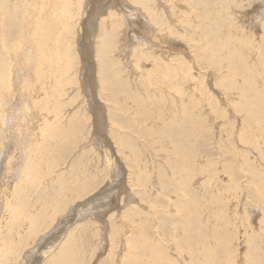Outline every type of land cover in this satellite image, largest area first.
Listing matches in <instances>:
<instances>
[{"label":"bare ground","instance_id":"1","mask_svg":"<svg viewBox=\"0 0 264 264\" xmlns=\"http://www.w3.org/2000/svg\"><path fill=\"white\" fill-rule=\"evenodd\" d=\"M98 1L89 0V11ZM107 2L117 8L116 0ZM127 2L140 6L144 17L126 4L123 10L118 7L115 14H108L106 21L101 19L94 68L98 67L99 90H107L108 103L125 115L116 119L109 113V136L116 157L126 168L128 187L140 197L147 212L141 217L140 211L130 207L129 213L107 215L115 227L107 238L110 249L117 253L111 252L105 264H264V168L247 156L252 154L249 147L260 157L264 154V21L260 29L252 25L248 30L236 22L234 15L250 0ZM81 3L0 0V248L6 242L8 264H18V254L41 229L53 227L62 214L68 217V208L106 179H101L104 176L97 168L87 167L84 154L71 161V175L58 171L63 155L84 139L82 132L92 119L85 114L80 119L77 114V119L62 125L60 113L70 105V97L63 99L69 104L60 99L66 95L64 87L70 82L66 79L75 64L70 50L76 19L77 59L88 65L84 67L90 80L88 97L92 100L95 93L90 54L84 43L86 20L79 14ZM254 6L245 13L248 22ZM129 20L138 23L149 39L130 56L132 78L121 79L118 72L110 71L113 62L109 55L117 50L116 38L123 27L122 33H128ZM16 65L23 80L18 93L14 89ZM204 78L210 80L209 85ZM17 100L21 108L12 121L8 109ZM221 104L223 108L217 106ZM94 109H98L96 102ZM92 114L90 125L98 133L102 123L97 111ZM217 119L222 127L215 130ZM235 119L241 123L237 131ZM122 126L130 131H122ZM213 132L217 136L212 147L222 157L220 161L217 157V162L210 150L199 149V139L203 141L205 136L203 142L210 143ZM90 138L96 143L97 137ZM11 139L13 155L7 158L3 150ZM90 150L95 165H104L102 174L110 172L112 182L121 165L118 167L110 151L102 156L98 148ZM220 173L226 179L219 178ZM98 179L101 181L96 184ZM214 184L216 191L211 189ZM243 189L244 203L228 204L236 201ZM256 209L260 215L254 225ZM115 215L122 217L113 218ZM75 229L69 230L46 264H82L86 257L92 259L95 243L91 252L85 251V258H78L81 253L76 244L84 230Z\"/></svg>","mask_w":264,"mask_h":264},{"label":"rangeland","instance_id":"2","mask_svg":"<svg viewBox=\"0 0 264 264\" xmlns=\"http://www.w3.org/2000/svg\"><path fill=\"white\" fill-rule=\"evenodd\" d=\"M128 1V0H127ZM126 0H121V3H125V4H128L131 6V3L130 2H127ZM259 3V0H250V6L248 4H246V2H244L242 4V6L244 8H241L240 10H235L239 13V14H235L234 15V18L236 20V22H238V24L240 25H243L244 28H247L246 30H248L249 26H255V27H259L258 29H260V25H261V22L260 20L256 19L255 22H254V18L252 17L251 18V22L247 21V16L245 15V13L247 11H249L251 9L252 6L256 5ZM85 3V5H84ZM256 3V4H255ZM246 4V6H245ZM89 0H82V3H81V10L79 11V14L80 16H84L83 19L86 20L85 22V25H86V30H87V37L85 38V41L84 43L86 44L87 46V49L89 51V54H90V59H89V62L90 64L92 65V74H91V84L93 85V88H94V95L92 97V100L88 97V94H91V88L89 87V84L90 83V80H87V76L86 75V72L84 71L85 68L87 69L88 65H84V63H82L79 59H77V54H78V49H79V41L76 42V39H77V36H78V22L79 20L76 19L77 21H75L74 23V31H73V37L71 39V44L73 45L71 50H70V53H71V57L73 60H75V64L72 66L71 68V72L69 73V75L67 76V79L66 81H70L69 84H66L68 87H64V91L66 92V95L68 94V97L66 95H62L61 97V101L64 102V103H68V101H66L67 99L69 100L70 98V105H67L63 108H61L60 110V113L62 112V125L64 124H67L69 122L70 119H73L74 117L77 119V114H78V117H82V116H85L86 118H92L90 123L92 122L93 120V111H97L98 115H99V122L101 124V130L98 129V133L94 131V128L92 125H90L89 122H87L86 124V127L85 129L83 130L82 134L84 136V139L81 140V142L78 143L77 147L75 148H72V150L69 152V154H66V155H63L65 157L64 160H63V163L61 164L60 168H58V171L60 172H63V173H68L69 175L70 174V166L72 165L71 164V161L72 163L76 161V159L78 157H80V155L84 154L83 157H88L86 158V162L88 161V164H87V167L89 168L90 166H92L93 170L95 171V169L97 168V171L100 172V176H104L101 177V179H105L106 177V181L104 180V182H102L100 184V186L98 188H96L95 190H93L92 192L88 193L86 197H84L83 199L79 200V201H76V203L72 204L71 208H68L67 212L69 213V216L68 217H65L64 214H62L61 216H59V218H61L60 221H58L57 223V220L59 218H57L55 221H54V224H52L53 227H49L44 229V230H40L38 232V234H36V236L33 238L34 241H32L29 245L25 246L21 252L18 254V258H17V262L18 264H26V257H28V259H31V257L29 256V253L33 252V250L35 249V247L37 246L38 242H42L43 240L45 239H49V238H52L54 237L53 239L50 240V243L48 244L47 248L41 253V255L44 257L45 255V261L48 260L51 256H53L54 253H56V251L58 250V248L60 247V245L64 242V238H66L67 236V233L69 232V230L71 228H77L75 229L76 232H79L78 230H84L83 232V235L80 234V238L78 239L79 241L77 242V246H76V249L77 250H80V257L78 258H85L87 256V254H85L86 252L85 251H90L93 250V248L95 246H97L96 248V252H94L92 254V259H88L86 257V259L81 260L83 261L82 264H105L104 261H106L108 259V256H110V253H117L115 251H112L110 248V245H109V238H107L108 235H110V232L114 230V226L109 223V219L107 215H110L111 213L113 212H120L119 215H122V213H129L132 209L133 211H140V215L141 217L143 216L144 217V214L145 212H147L146 210V205L141 201L140 197L138 195H135V193L133 194L132 192H134L132 189H130L131 187H128V177H127V171H126V168L124 166V163L122 161H119V165L116 169V172L115 174H113L112 176V182H109V174L110 172H107V173H103L102 174V170L104 171V165H95V162L93 161V151H91L90 149L93 148L97 150V144L95 142H92L91 141V138L90 136L93 135L95 137H97L98 135L100 134H103L104 137L106 138L107 142L111 145V148L108 149V148H105L104 151H107L109 152L110 151V156L113 158V153H115V159L118 160V158L116 157V147L114 145V142H112V138H110L111 134H110V129H111V125L109 123V113H113L111 115H113L115 118L116 117H119V119H124V114L118 110V108L116 106H112L110 103H108L107 101V95L109 94L107 90H99L100 88L97 86L99 85V82H98V76L97 75V68L95 69L94 67H96L97 63H96V55H95V52H96V47H97V41L100 40L99 38V32H100V29L102 28L101 25H98V24H101L100 21L104 20L106 21L107 18H109V15L108 14H115V12L117 11V9H119L118 7L116 8L114 5L110 4V2L108 3L107 0H100L97 2V4H95V6L92 8L91 11H89ZM111 6V7H110ZM131 6L133 7L134 9H137L136 11H139L137 14L140 15V17L143 19L144 15H142L143 13L140 12V9L141 7L140 6ZM116 9V11L114 10ZM103 10V11H102ZM88 11L90 12L89 14ZM107 11V13H106ZM110 11V12H109ZM243 15V19H242V16ZM87 16V17H86ZM89 16V17H88ZM239 16V17H238ZM104 17V18H103ZM250 17V16H249ZM238 18V19H237ZM100 19V20H99ZM102 19V20H101ZM133 19V18H131ZM103 21V22H104ZM247 21V22H245ZM260 21V22H259ZM88 22V23H87ZM100 22V23H99ZM259 22V24H258ZM251 25H249V24ZM91 25V26H90ZM101 26V27H100ZM77 27V28H76ZM126 27H123V29H125ZM99 29V30H98ZM122 29V30H123ZM122 30H121V33L120 35L117 36L116 40L119 44H117V50L113 51L112 53H110L109 55V59L113 62L111 68H110V71L114 72H118V75H119V78L122 77L121 79H127V78H132L130 76L131 74V70L132 68L130 67V56H133L136 52V50L140 49V45L137 44L135 47H130L129 44H128V40H127V34L124 35V33H122ZM77 31V32H76ZM221 32H224L223 35H228L227 34V30L226 29H221ZM80 33H82V31H80ZM226 33V34H225ZM259 33V32H258ZM257 33V34H258ZM248 34H250L248 32ZM98 37H97V36ZM76 37V38H75ZM12 37H9V39H12ZM184 44V43H183ZM94 45V46H93ZM96 46V47H95ZM126 46V47H125ZM94 50V51H93ZM120 51V53H119ZM94 53V54H93ZM122 53H124V55H122ZM118 54H120L118 56ZM95 55V56H94ZM113 58V59H112ZM77 59V60H76ZM116 59V60H115ZM126 59V60H125ZM118 60V61H117ZM128 60V61H127ZM95 61V62H94ZM117 61V62H116ZM118 63V64H117ZM95 66H94V65ZM87 66V67H85ZM76 67V68H75ZM85 67V68H84ZM15 68V69H14ZM18 66H14L13 67V72L14 74L16 75L14 77V89L16 90V92L18 93L19 89H20V84L23 83V80L22 78H20V73H21V70L19 69L18 70ZM80 68V69H79ZM94 68V69H93ZM94 71H96V73H94ZM202 71V70H201ZM204 71H207V70H204ZM211 70L208 69L207 72H210ZM20 72V73H19ZM203 72V71H202ZM264 71H262L263 73ZM193 75L196 74L195 72V69L194 71H192ZM211 73V72H210ZM28 73L26 71H23V75L26 79H28ZM85 74V75H84ZM94 74V75H93ZM17 75H19L17 77ZM83 75V76H82ZM264 76V73L262 74ZM20 81H18L17 79ZM72 77V78H71ZM93 77V78H92ZM127 77V78H126ZM71 78V79H70ZM76 78V79H75ZM80 80H78V79ZM96 78V79H95ZM92 79H93V82H92ZM206 79V78H204ZM212 79L214 80V77H212ZM97 80V81H96ZM209 80V79H208ZM211 80V85L213 86V83L214 81ZM65 81V82H66ZM78 81V82H77ZM132 81V80H131ZM130 81V82H131ZM210 81V80H209ZM207 79L204 81V83H207L208 82ZM16 82V83H15ZM97 82V83H96ZM20 83V84H19ZM68 83V82H67ZM17 84V85H15ZM79 84V85H78ZM130 84V83H129ZM132 84V82H131ZM17 86V87H16ZM71 86V87H69ZM77 87H79L77 89ZM17 88V89H16ZM97 88V89H96ZM207 89H208V86H207ZM69 91V93H68ZM100 91L102 93H100ZM78 92V93H77ZM208 92V90H207ZM209 92H211L212 94L216 93L215 91L212 92L210 91L209 89ZM65 94V93H64ZM98 95V96H97ZM66 96V97H65ZM75 96V97H74ZM104 96V97H102ZM70 97V98H69ZM91 97V96H90ZM99 97V98H98ZM101 97V98H100ZM89 98V99H88ZM106 98V99H105ZM63 99H66V100H63ZM75 99V100H74ZM103 99V100H102ZM82 101V102H81ZM104 101V102H103ZM95 102L97 103L98 105V109H94L95 108ZM220 103H222L220 101ZM21 103L19 102V100L17 101H14L11 103V105L8 107V113L10 114L9 116L12 118L11 120L14 121L15 120V115L17 114V112L20 110L21 108ZM20 106V108H19ZM81 106V107H80ZM91 106V107H90ZM219 108H223V104L221 105H217ZM13 107V108H12ZM73 107V108H72ZM63 109V110H62ZM69 109V110H68ZM88 109V110H87ZM229 109V108H228ZM15 110V111H14ZM74 110H76L74 112ZM109 110V111H108ZM69 112V113H68ZM83 112V113H82ZM121 114H120V113ZM230 113V109L228 111ZM120 116H119V114ZM229 116H232V114H229ZM12 114V115H11ZM81 114V115H80ZM85 114V115H84ZM115 114V115H114ZM118 114V115H116ZM88 115V116H87ZM213 116V115H212ZM65 118V119H64ZM64 119V121H63ZM81 119V118H80ZM118 119V118H116ZM214 120V119H213ZM219 119L215 120L216 122L214 123V128L215 130L218 129V127L220 126L221 122L218 121ZM67 121V122H66ZM218 121V122H217ZM237 122V124H236ZM82 123V122H81ZM84 123V122H83ZM90 125V126H89ZM240 121H238V119H235V129L236 131L240 128ZM124 126V125H123ZM122 126V131L125 132L126 131H130L129 129H127L126 127L123 128ZM218 126V127H217ZM65 127V126H64ZM222 127V126H220ZM238 128V129H237ZM91 129V130H90ZM214 130V131H215ZM235 132V131H234ZM88 133H90V135H88ZM97 133V134H96ZM217 134V133H216ZM110 135V136H109ZM217 135L214 134V132L212 133V139L215 138ZM137 137V136H136ZM210 141V143H204L203 141L206 140V137L204 136L203 138V141H202V137L199 139V149L200 150H210L211 151V154H215L214 156V161H216L217 157H218V161H220V159L222 157H220V152L218 153L215 148L213 149L212 145H213V142H214V139L213 141ZM80 140V139H79ZM90 140V141H89ZM12 141H14V139H11V142H9L8 140L6 141L7 143V147H6V150H3V156L9 158L13 153H12V150L14 149L13 148V143ZM85 141V142H84ZM216 141V140H215ZM84 142V143H83ZM11 143V146L9 145ZM210 145V146H209ZM236 145L237 147L240 145L238 142H236ZM82 148H81V147ZM87 146V147H86ZM79 147V148H78ZM10 148V149H9ZM239 148V147H238ZM80 149V150H79ZM249 153L251 152L252 154H249L247 156H249L250 158V162L254 163L255 165H257L259 168H264V154L262 157L258 156L256 152H254V150H252L250 147H249ZM78 151V152H76ZM98 151V150H97ZM8 152V153H7ZM72 152V153H71ZM75 152V153H74ZM100 152V151H99ZM112 152V153H111ZM77 153V154H76ZM88 153V155H86ZM76 154V155H75ZM67 157V159H66ZM90 157V158H89ZM93 157V158H92ZM92 158V159H91ZM103 158V157H102ZM255 158V159H254ZM72 159V160H71ZM88 159H91V160H88ZM114 159V160H115ZM239 159V158H238ZM237 159V160H238ZM259 159V160H257ZM103 160V159H101ZM67 161V162H66ZM255 161V162H254ZM121 162V163H120ZM261 162V163H260ZM103 163H104V160H103ZM259 163V164H257ZM64 164V165H63ZM86 164V163H85ZM63 165V166H62ZM215 166H218V165H215ZM262 166V167H260ZM62 168V169H61ZM65 168V169H64ZM66 170V171H65ZM261 171V169H258ZM96 171V172H97ZM118 171V172H117ZM97 172V173H98ZM106 174V175H105ZM219 178L221 179H226V176L224 174H219ZM119 177V178H118ZM116 178V179H115ZM100 179V181H101ZM197 179H200V177H197L196 180H195V183H197ZM245 178H242L241 182L243 183V187L247 186V183L244 181ZM118 180V181H117ZM98 182L96 184H98L100 181L99 179L97 180ZM244 181V182H243ZM216 181H214L215 183ZM45 183V182H44ZM219 185V182L217 181V183ZM49 185V184H48ZM111 185L114 186V188L112 187L113 189V192H112V195L113 197H116L117 194L119 192H122L123 188L124 187H127V189L129 190V192L131 193V196H124V195H119L118 197V201L116 199H112L111 201H105V204L103 206H100L99 205V202H97V207H93V206H89V210L88 212H84L83 210L77 208L76 206L79 205V203H84L85 201H88L90 200L96 192H98L101 188H104L105 186H108L111 188ZM197 184H195V187H196ZM216 185L214 184L212 186L211 189L215 188ZM217 189V188H216ZM216 189H213L216 191ZM46 192H44L43 194H46ZM244 193V189L242 190V194H238V198L237 200L235 201L234 199H232V201L228 202V204H233V203H239V205H241V203L243 202L244 203V196L243 195ZM136 197V198H135ZM135 199V200H134ZM140 200V201H139ZM243 200V201H242ZM215 202V200H214ZM132 204V205H131ZM135 204V205H134ZM143 204V205H142ZM76 205V206H75ZM134 205V206H133ZM217 205V204H215ZM214 205V206H215ZM233 206V205H231ZM130 207H131V210H130ZM134 207V208H133ZM126 208V209H125ZM138 208V209H137ZM71 209V210H70ZM75 209V211L73 212L72 210ZM70 210V211H69ZM125 210V211H124ZM236 212H241L240 208L239 209H235ZM257 210V209H256ZM80 211V212H79ZM137 212V213H138ZM143 212V213H142ZM142 213V214H141ZM135 215V214H134ZM257 217H256V216ZM260 215V211L257 210V212L253 215V219H254V225H256V223L258 222L257 219H259V216ZM118 215H115L113 218H117L119 219V217H122V216H119L117 217ZM97 217V218H96ZM89 218V219H88ZM84 221L86 222L84 224ZM93 221V222H92ZM89 222V223H87ZM95 223V224H92V223ZM107 222V223H106ZM115 222V221H114ZM62 223V224H61ZM77 223V224H76ZM97 223V224H96ZM84 224V225H83ZM89 224V225H88ZM106 224V225H105ZM110 224V225H109ZM66 225V226H65ZM74 225V226H73ZM80 225V227H79ZM83 225V227H82ZM109 225V226H108ZM76 226V227H75ZM86 226V229L84 228ZM112 226V227H111ZM45 227V225L43 224L42 225V228ZM96 227V228H94ZM102 227V228H101ZM88 228V229H87ZM92 228V229H91ZM100 228V229H99ZM108 228V229H107ZM112 228V229H110ZM48 229V230H47ZM88 231V233H87ZM4 232H7L6 229H4ZM94 233H98V236H95L93 237L92 235ZM88 234V238L85 237V235ZM90 234V235H89ZM123 234V233H121ZM7 235L6 233L4 234V236ZM40 236V237H39ZM83 238H82V237ZM92 238H90V237ZM109 237V236H108ZM39 238V239H38ZM90 238V239H89ZM103 238V239H102ZM81 239V240H80ZM86 239V240H85ZM88 239V241H87ZM106 239V240H104ZM93 240V241H92ZM87 242V243H86ZM89 242V243H88ZM92 243H95V246L92 244ZM100 244V245H99ZM87 247V248H86ZM87 249V250H86ZM90 249V250H89ZM119 251V249L117 250ZM28 252V253H27ZM83 253V254H82ZM9 256V250H8V246L6 245V242L3 243V245L1 246L0 248V264H8L7 263V258ZM47 258V259H46ZM88 260H90L89 262H87ZM93 260V261H91ZM22 261V262H21ZM91 262V263H90ZM17 264V263H16Z\"/></svg>","mask_w":264,"mask_h":264},{"label":"snow or ice","instance_id":"3","mask_svg":"<svg viewBox=\"0 0 264 264\" xmlns=\"http://www.w3.org/2000/svg\"><path fill=\"white\" fill-rule=\"evenodd\" d=\"M116 6L123 10L127 5L121 3V0H116ZM249 15L254 18V22L256 19L264 21V0H259V3L252 8V11L249 13ZM148 39L149 37L146 35V31L142 30V27L138 23L134 24L132 20H129V31L127 33L129 46L135 47L137 44L143 43V41ZM96 144L102 156L104 155L105 148H111V145L107 142L103 134L97 136ZM113 159H115V153H113ZM116 164L119 165V160H116ZM112 192V188L105 186L96 192L90 200L81 203L76 207L83 210L84 212H88L90 205L94 208L97 207V202H99L100 206H103L105 201H111L112 199H116L118 201L119 195H124L126 197L131 195L127 187H124L122 192H119L116 197H113ZM72 211L74 212L75 209ZM53 238L54 237L45 239L42 242H38L33 252L29 253L31 259L26 257V264H46V261L41 253L47 248L50 240Z\"/></svg>","mask_w":264,"mask_h":264}]
</instances>
